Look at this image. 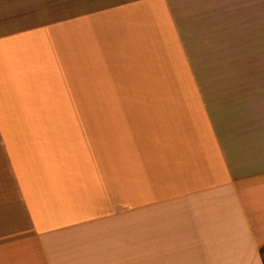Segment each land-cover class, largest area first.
I'll return each mask as SVG.
<instances>
[{"label":"crops","instance_id":"0c3cea01","mask_svg":"<svg viewBox=\"0 0 264 264\" xmlns=\"http://www.w3.org/2000/svg\"><path fill=\"white\" fill-rule=\"evenodd\" d=\"M253 1L0 0V246L264 264V126L209 98L191 42V11ZM12 119L65 122L14 149Z\"/></svg>","mask_w":264,"mask_h":264},{"label":"rangeland","instance_id":"374dc122","mask_svg":"<svg viewBox=\"0 0 264 264\" xmlns=\"http://www.w3.org/2000/svg\"><path fill=\"white\" fill-rule=\"evenodd\" d=\"M232 7L213 9L214 23L198 21L202 12L191 11L195 26L191 42L200 68L196 73L205 81L209 98L220 104L226 117L227 112L232 116L241 114L231 118L235 126L239 122L264 126V0H254L248 7L241 3ZM62 122L65 121L12 119L8 123L5 120L3 126L5 130L14 128L16 133L6 137L16 149L31 142L27 138L32 135L19 134L20 128L62 127ZM31 248L22 242L0 246V264H45L37 249L30 251Z\"/></svg>","mask_w":264,"mask_h":264}]
</instances>
